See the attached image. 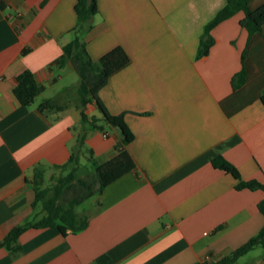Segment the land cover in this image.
<instances>
[{"label": "crops", "instance_id": "1", "mask_svg": "<svg viewBox=\"0 0 264 264\" xmlns=\"http://www.w3.org/2000/svg\"><path fill=\"white\" fill-rule=\"evenodd\" d=\"M77 1L0 0V241L29 224L18 249L0 245V264L219 261L264 225V188H237L213 162L223 156L243 179L264 184V25L250 34L239 10L211 29L215 41L200 55L206 25L228 0H98L81 35L95 60L118 45L130 56L99 92L134 133L122 144L95 100L83 107L80 95L71 106L46 93L73 67L59 62L77 34ZM26 69L42 86L31 105L14 93ZM243 69L245 81L234 86ZM45 99L56 107L41 110ZM81 138L80 160L103 163L125 148L135 168L79 208L89 215L83 230L36 225L37 168L53 173ZM80 184L75 195L86 189ZM248 264H264V255Z\"/></svg>", "mask_w": 264, "mask_h": 264}, {"label": "trees", "instance_id": "2", "mask_svg": "<svg viewBox=\"0 0 264 264\" xmlns=\"http://www.w3.org/2000/svg\"><path fill=\"white\" fill-rule=\"evenodd\" d=\"M239 10L245 12L241 24L249 30L250 34L262 29L264 25V4L253 9L250 7L249 0H228L225 7L206 25L205 34L200 43V55H206L215 41L211 35V29ZM76 11L78 20L74 30L77 34L73 40L64 45V53L59 63L65 65L70 62L79 73L81 77L79 92L82 106L85 107L89 102L95 100L104 115L105 121L119 128L122 135L121 143L127 144L133 140L134 133L126 123L124 113L114 114L110 112L99 92L107 83L109 76L130 61V56L125 48L118 45L107 51L99 59H93L86 48L81 33L93 26V17L98 12V0H78ZM245 78L246 72L243 69L234 76V86L242 84ZM41 92L42 86L32 70L26 69L18 75V83L14 88V93L22 104H33ZM262 99L264 101V94ZM50 107H56V104L50 99H45L39 104L41 110ZM82 114L83 118L87 120L84 110ZM83 146L84 138H81L70 159L59 165L60 167H67L75 163L73 168L66 175L58 177L53 185L42 187L45 170L42 167L37 168L34 179L35 199L33 206L36 208L39 204H42L43 215L36 225L57 226L65 234L68 231L78 232L83 230L88 225L89 215L81 212L79 206L101 193L108 184L136 166L132 155L125 148H119L113 157L103 163L92 160V167L81 164L80 156L83 152ZM213 162L216 166L231 172L237 178V188H264V184L258 180L243 179L237 167L223 156L216 157ZM76 181H82L86 186L85 191L78 195L67 191ZM259 208L264 213V198L259 202ZM28 226L29 224L14 226L0 241V245L12 250L18 249L19 237ZM257 246L264 247V225L256 235L219 261L195 264H237L241 256Z\"/></svg>", "mask_w": 264, "mask_h": 264}, {"label": "rangeland", "instance_id": "3", "mask_svg": "<svg viewBox=\"0 0 264 264\" xmlns=\"http://www.w3.org/2000/svg\"><path fill=\"white\" fill-rule=\"evenodd\" d=\"M81 86V77L77 70L72 66H67L63 72V78L58 82L56 85L50 86L46 93L53 94L59 97V101L63 103H67L69 105H73L76 103L77 98L80 96L79 88ZM41 95V94H40ZM40 95L37 97L39 100ZM102 122L105 125H108L103 118ZM110 125V124H109ZM84 160L88 161L87 158H84L81 161V164H86L89 167H92L91 163L85 162ZM75 163L70 164L67 167H55L51 173L50 171L45 174L44 182L42 184V187L53 185L57 178L66 175L71 171L73 168V165ZM82 181H76L74 182L69 189L71 193H79L81 191V183ZM94 201V197L88 199L85 203L79 206V208L85 207L86 205L90 204V202ZM38 209L40 210L37 215L41 216L43 215L42 211V204L38 205ZM264 255V247L263 246H257L256 248L249 251L247 254L243 255L239 259V263L242 264H248L252 262H256L257 259L261 258Z\"/></svg>", "mask_w": 264, "mask_h": 264}]
</instances>
